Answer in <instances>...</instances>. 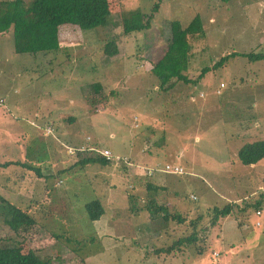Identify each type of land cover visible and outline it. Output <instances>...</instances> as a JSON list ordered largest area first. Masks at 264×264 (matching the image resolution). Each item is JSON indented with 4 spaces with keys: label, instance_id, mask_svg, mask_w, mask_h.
Returning a JSON list of instances; mask_svg holds the SVG:
<instances>
[{
    "label": "rangeland",
    "instance_id": "rangeland-1",
    "mask_svg": "<svg viewBox=\"0 0 264 264\" xmlns=\"http://www.w3.org/2000/svg\"><path fill=\"white\" fill-rule=\"evenodd\" d=\"M159 1L109 0L112 23L70 27L49 71L36 73L37 59L15 53L13 35L0 34V164L8 163L0 195L41 222L19 233L1 225L0 247L17 242L50 264H264V205L259 214L254 207L264 195V160H238L244 144L264 140V61L231 56L167 93L151 74L171 22L186 27L197 15L205 34L190 40L189 79L227 55L264 53V0ZM135 10L151 26L125 35L121 15ZM106 150L120 159L71 167L79 151L108 160ZM167 164L185 173L150 178L143 170ZM94 199L105 215L89 223L84 204ZM227 204L231 214L214 223L213 209ZM164 206L186 222H164ZM172 246L170 255L155 252Z\"/></svg>",
    "mask_w": 264,
    "mask_h": 264
},
{
    "label": "trees",
    "instance_id": "trees-1",
    "mask_svg": "<svg viewBox=\"0 0 264 264\" xmlns=\"http://www.w3.org/2000/svg\"><path fill=\"white\" fill-rule=\"evenodd\" d=\"M231 1L232 0H222L224 3ZM159 2L154 5L153 13L159 12ZM2 5L5 7V10L0 16V34L13 35L15 53L22 55L30 54L34 56V60L37 59L38 66L35 68L42 69L36 71V73L39 71L43 72L44 70H51L53 55L64 48V39L62 36L64 35L66 36L65 38H67V30L70 27L85 31L100 27H108L112 23V6L109 0H9L3 2ZM121 19L123 33L125 35L147 30L151 26L149 20L145 21L144 14L139 10L123 13ZM64 27L67 29H64ZM170 34L171 38L168 49L158 63L151 69V74L158 81L159 89L165 93L172 90L176 83L196 84L200 82L213 69L224 66L231 56H241L247 58L250 62L264 61V53H235L222 58L213 68H204L197 79H189L186 73L190 65V40L204 36L205 34L201 16H195L186 27H183L178 20L172 21L170 24ZM104 53L114 56L116 54V49L111 43H106L104 46ZM50 57L52 58L50 59ZM45 59H47V65L43 62ZM93 87L96 92H99L102 88L100 84H96ZM1 100L3 105L5 100ZM69 122H74V119H70ZM77 158L78 161L71 167L80 166L81 168H85L91 164H99L101 166L112 164L111 160H107L101 155L92 154L88 157L85 156V153H81V151L78 152ZM238 160L245 167L259 164L264 160V140L261 139L244 144L238 152ZM7 166L8 163L0 164V168H6ZM23 166L35 170L26 164H23ZM131 166H133V164ZM140 167L141 166L136 165L135 170H131L138 172V170H141ZM143 170H145V168ZM35 171L40 177V170L37 169ZM63 172L65 171L60 172V177L64 175ZM149 177L151 178V176ZM27 178H30V176ZM263 205L264 195H262L261 200L254 204L258 214L263 208ZM84 209L86 212L84 221L87 220L89 223L99 221L105 215V209L99 199L86 202L84 204ZM160 210L167 213L165 206L160 207ZM213 213L214 223H216L219 219L226 218L231 214V204H227L223 208L216 207L213 209ZM168 218L175 219L179 223L186 222L181 215L169 216L168 213L163 217V221H168ZM34 224H41L34 212L28 208L25 209L11 203V201L0 195V226L2 225L8 228L12 233H19L23 227ZM53 233V236L59 237V239L61 237L64 238L63 235H60V237L56 235L55 232ZM195 239L196 236L194 234L190 237L179 239L177 242L178 244L191 243ZM12 240L14 239L12 238ZM64 241L70 242L72 240L67 237ZM173 251L174 246L166 250L160 249L155 252L170 255ZM49 260L50 259H41L40 253L35 251L25 254L22 246L17 244V242L15 245L0 247V264H50Z\"/></svg>",
    "mask_w": 264,
    "mask_h": 264
},
{
    "label": "built area",
    "instance_id": "built-area-1",
    "mask_svg": "<svg viewBox=\"0 0 264 264\" xmlns=\"http://www.w3.org/2000/svg\"><path fill=\"white\" fill-rule=\"evenodd\" d=\"M225 85L222 84V88ZM2 105V100L0 101V106ZM138 120V119H136ZM105 156L107 158H110L108 160H116L118 161L120 158L118 156H113L112 153L110 151H105ZM146 174H148L149 176L154 175L156 172H162L164 174H174V175H180V174H184V169L178 165H172V164H168L166 165L165 168L160 169V168H150V169H145Z\"/></svg>",
    "mask_w": 264,
    "mask_h": 264
},
{
    "label": "clouds",
    "instance_id": "clouds-1",
    "mask_svg": "<svg viewBox=\"0 0 264 264\" xmlns=\"http://www.w3.org/2000/svg\"><path fill=\"white\" fill-rule=\"evenodd\" d=\"M132 165V164H131ZM168 165V164H167ZM172 165H175V164H172ZM179 166V165H178ZM181 167V166H180Z\"/></svg>",
    "mask_w": 264,
    "mask_h": 264
},
{
    "label": "crops",
    "instance_id": "crops-1",
    "mask_svg": "<svg viewBox=\"0 0 264 264\" xmlns=\"http://www.w3.org/2000/svg\"><path fill=\"white\" fill-rule=\"evenodd\" d=\"M140 168H141V170H142L143 167H140ZM138 171H140V170H138Z\"/></svg>",
    "mask_w": 264,
    "mask_h": 264
}]
</instances>
